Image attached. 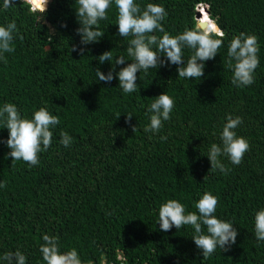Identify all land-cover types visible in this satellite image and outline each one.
Instances as JSON below:
<instances>
[{
  "label": "trees",
  "instance_id": "16d2710c",
  "mask_svg": "<svg viewBox=\"0 0 264 264\" xmlns=\"http://www.w3.org/2000/svg\"><path fill=\"white\" fill-rule=\"evenodd\" d=\"M29 1L37 8L44 3ZM135 2L141 9L163 6L168 15L162 26L173 36L198 28L196 6H207L203 30L215 25L225 36L216 57L204 62L200 80L178 78L179 66L166 63L137 73L133 93H124L118 78L98 81L97 67L107 75L116 57L126 60L116 72L133 60L127 54L132 37L119 36L114 2L108 19L99 21L104 36L82 45L75 0H48L43 14L23 0L7 9L0 0V26L13 20L17 25L15 51L0 60V107L13 103L29 119L45 107L60 118L36 166L12 161L0 143V182H7L0 188V257L19 250L26 264H45L40 246L47 234L59 237L61 252L75 248L83 264H264V241L255 239V214L264 209V0ZM242 32L258 37L260 64L255 82L237 87L227 52ZM111 50L113 61L99 64L96 58ZM183 52L185 60L193 54L187 47ZM165 92L174 100L171 118L159 132H145L148 108ZM228 115L242 118L235 131L250 148L239 165L220 157L227 174L209 172V149L222 143ZM61 131L73 138L67 148ZM8 135L0 121V141ZM206 191L218 197L216 217L232 223L239 235L230 250L217 247L204 259L191 225L164 232L158 222L159 208L169 199L182 203L186 214H199L195 204Z\"/></svg>",
  "mask_w": 264,
  "mask_h": 264
},
{
  "label": "clouds",
  "instance_id": "9594fccd",
  "mask_svg": "<svg viewBox=\"0 0 264 264\" xmlns=\"http://www.w3.org/2000/svg\"><path fill=\"white\" fill-rule=\"evenodd\" d=\"M23 1L28 4L30 11L42 10V14L46 11L48 0H44L42 8L35 7L29 0ZM113 2L118 9L119 36L132 37L127 47V54L133 60L116 72L117 65L126 63L124 56H118L114 64L111 63L112 68L107 75L102 73L99 67L96 68L95 75L98 81L106 84L118 78V87L124 93L137 91V73L141 71L147 73L149 69H156L166 63L179 66L177 68L178 78L200 80L204 76V62L214 59L223 45L225 33L218 26H214L211 30L186 29L175 36L168 33L162 26V21L166 19L168 13L159 4L148 3L145 8L141 9L135 0H75L78 4L75 11L80 24L76 32L81 37L82 45L96 43L104 36V33L99 30V21L108 19L107 12ZM14 4L15 0H3L5 9ZM157 31L163 35H154L153 33ZM15 33H17L15 20L0 26V60H5L4 53L15 51L13 47ZM186 47L193 50V54L187 60L184 59L183 52ZM72 51H77V49L74 47ZM84 51V48L79 49L82 57ZM258 52L257 36L242 32L232 37L227 55L228 65L233 70L232 83L237 87L250 86L255 82L254 72L260 64ZM96 59L99 64L113 61V50L105 51ZM173 108L174 100L166 92L154 98L148 108L150 124L144 128V131L159 132L163 127V122L171 118ZM126 117L129 121L132 119L130 115ZM226 120L221 133L222 143L219 145L213 143L209 149L207 156L211 165L209 172L219 170L227 174L228 169L220 157L227 156L233 165H239L250 148L249 142L244 137L238 136L235 131L242 124V118L239 116L233 118L228 115ZM0 121H3L4 128L9 133L6 141H0V143H6L10 149L8 157L12 161L22 160L30 166H36L39 163V153L46 152L51 146L53 131L50 128H55L60 123V118L51 114L47 108L41 107L29 119L22 117L15 104L5 103L0 107ZM135 130L136 127H133V132ZM60 137V143L65 148L71 145L73 138L68 132L61 131ZM165 139L166 137L161 136V140ZM6 184V181L0 182V188L6 187ZM217 205L218 197L206 191L195 204L199 214L196 212L186 214L182 203L169 199L159 208L160 230L168 232L173 226L178 230L184 225H191L196 233L192 240L201 250L204 259L209 258L217 247L226 252L236 243L239 232L232 223L216 217ZM203 227H206L207 234L204 233ZM42 239L44 243L40 246V252L45 264H83L75 248L66 252L60 251L58 236L45 234ZM255 239L264 241V209L255 214ZM26 260V256L19 250L7 252L0 257V261L4 264H26ZM88 264H92V261H88Z\"/></svg>",
  "mask_w": 264,
  "mask_h": 264
},
{
  "label": "water",
  "instance_id": "95a60500",
  "mask_svg": "<svg viewBox=\"0 0 264 264\" xmlns=\"http://www.w3.org/2000/svg\"><path fill=\"white\" fill-rule=\"evenodd\" d=\"M206 10H207L206 8H203V9H200V10H196L195 9L196 27H198L201 30H203L204 27H205V22H203V20L201 18V12L203 11L206 14V16H207L208 15V12ZM213 25H214V23H213ZM211 29L212 28H209L208 30H211Z\"/></svg>",
  "mask_w": 264,
  "mask_h": 264
},
{
  "label": "built area",
  "instance_id": "2783aa9c",
  "mask_svg": "<svg viewBox=\"0 0 264 264\" xmlns=\"http://www.w3.org/2000/svg\"><path fill=\"white\" fill-rule=\"evenodd\" d=\"M203 8L207 9V6L204 4H197V6H196V9H203Z\"/></svg>",
  "mask_w": 264,
  "mask_h": 264
},
{
  "label": "rangeland",
  "instance_id": "374dc122",
  "mask_svg": "<svg viewBox=\"0 0 264 264\" xmlns=\"http://www.w3.org/2000/svg\"><path fill=\"white\" fill-rule=\"evenodd\" d=\"M43 4V3H42ZM43 7V6H42ZM40 8V7H39Z\"/></svg>",
  "mask_w": 264,
  "mask_h": 264
}]
</instances>
